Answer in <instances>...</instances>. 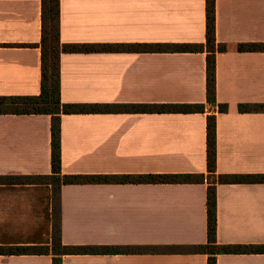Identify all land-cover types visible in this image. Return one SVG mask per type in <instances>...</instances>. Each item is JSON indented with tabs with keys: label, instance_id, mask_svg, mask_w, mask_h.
<instances>
[{
	"label": "crops",
	"instance_id": "0c3cea01",
	"mask_svg": "<svg viewBox=\"0 0 264 264\" xmlns=\"http://www.w3.org/2000/svg\"><path fill=\"white\" fill-rule=\"evenodd\" d=\"M61 42L108 45L63 53L69 104H205L204 113L63 115L64 175L205 174L207 118L217 116V175L264 174V0H216L217 102H207L206 0H60ZM42 0H0V96L41 93ZM164 46L159 49L157 46ZM51 116L0 115V177L52 173ZM217 238L264 244V183L217 184ZM208 183L66 184L64 245L206 244ZM52 186L0 183V246L52 243ZM0 264H53L52 255H0ZM63 264H208L205 254L67 255ZM218 264H264V254H221Z\"/></svg>",
	"mask_w": 264,
	"mask_h": 264
},
{
	"label": "trees",
	"instance_id": "16d2710c",
	"mask_svg": "<svg viewBox=\"0 0 264 264\" xmlns=\"http://www.w3.org/2000/svg\"><path fill=\"white\" fill-rule=\"evenodd\" d=\"M60 0H42L41 93L33 96H0V115H49L51 116L52 173L50 175L0 177V183L46 184L52 186L53 231L48 246H0V255H52L53 264H63L67 255H118V254H205L208 264H218L221 254H264V244L223 245L217 238V184L264 183V174L217 175V116L207 118V166L205 174H146V175H64L62 172L61 121L63 115L87 113H204L205 104H69L61 97V56L63 53L88 52L109 49L108 45H68L61 42ZM206 38L204 47L198 44L165 46L180 52H200L205 48L207 71V102L220 113L229 110L227 104L217 102L216 53L226 46L216 40V0H206ZM162 49L164 46H157ZM240 51L264 50V44H240ZM241 113L264 111V104H241ZM208 183L207 217L208 239L206 244L154 247V246H97L64 245L61 228V189L66 184H167Z\"/></svg>",
	"mask_w": 264,
	"mask_h": 264
}]
</instances>
